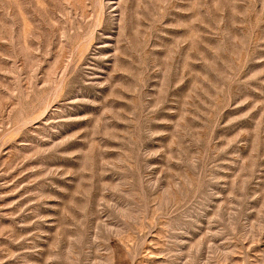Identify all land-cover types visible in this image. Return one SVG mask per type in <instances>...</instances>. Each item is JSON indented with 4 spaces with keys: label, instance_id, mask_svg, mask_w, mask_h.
<instances>
[{
    "label": "rangeland",
    "instance_id": "obj_1",
    "mask_svg": "<svg viewBox=\"0 0 264 264\" xmlns=\"http://www.w3.org/2000/svg\"><path fill=\"white\" fill-rule=\"evenodd\" d=\"M0 264H264V0H0Z\"/></svg>",
    "mask_w": 264,
    "mask_h": 264
}]
</instances>
